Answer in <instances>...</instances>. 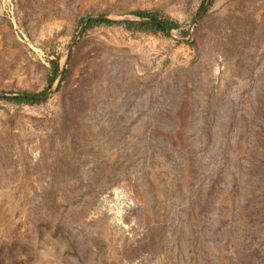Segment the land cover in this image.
I'll return each instance as SVG.
<instances>
[{"label": "rangeland", "instance_id": "1", "mask_svg": "<svg viewBox=\"0 0 264 264\" xmlns=\"http://www.w3.org/2000/svg\"><path fill=\"white\" fill-rule=\"evenodd\" d=\"M0 94V264H264V0H0Z\"/></svg>", "mask_w": 264, "mask_h": 264}, {"label": "trees", "instance_id": "2", "mask_svg": "<svg viewBox=\"0 0 264 264\" xmlns=\"http://www.w3.org/2000/svg\"><path fill=\"white\" fill-rule=\"evenodd\" d=\"M135 15L137 17H139L140 19H145L147 18L148 20H157L156 17L154 15H146L144 13H141V12H138V13H135ZM99 22H94V21H90L86 28L85 29H88L96 24H98ZM106 24H113L112 22H104ZM126 25V28L128 30H139V31H144V32H151L153 34H156L158 32H162V33H165V30L163 28L162 25H165V26H168L169 28L171 29H175L177 28V24L173 23V22H160L158 24H155V25H152V26H145V25H134V24H131V23H125ZM52 75L51 77L48 79V86H51L54 81L56 80L57 76H58V73H59V65H58V62H53L52 63ZM40 96H45V91L42 92L40 94ZM11 101L13 102H16V103H22V102H26V103H29V104H34V103H38L40 102L38 99H36V97H33V98H24V99H20V98H13V99H10Z\"/></svg>", "mask_w": 264, "mask_h": 264}, {"label": "water", "instance_id": "3", "mask_svg": "<svg viewBox=\"0 0 264 264\" xmlns=\"http://www.w3.org/2000/svg\"><path fill=\"white\" fill-rule=\"evenodd\" d=\"M208 4V3H207ZM90 21H94V22H116V21H119L117 20L115 17H89L87 18L84 23H83V27H85ZM120 21H123L125 23H131V24H134V25H145V26H152V25H155V24H158L159 21L158 20H147V19H138V18H124L123 20H120ZM165 32L168 34V35H171V31L172 29L169 28L168 26H165V25H162ZM53 91H50L44 98H46L47 96H49ZM0 97H4V98H10V97H15V96H9V95H1L0 94ZM19 97H23V98H33L31 96H25V95H21Z\"/></svg>", "mask_w": 264, "mask_h": 264}, {"label": "bare ground", "instance_id": "4", "mask_svg": "<svg viewBox=\"0 0 264 264\" xmlns=\"http://www.w3.org/2000/svg\"><path fill=\"white\" fill-rule=\"evenodd\" d=\"M173 35V34H172ZM174 38H176L177 39V37H174Z\"/></svg>", "mask_w": 264, "mask_h": 264}]
</instances>
